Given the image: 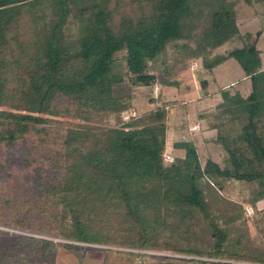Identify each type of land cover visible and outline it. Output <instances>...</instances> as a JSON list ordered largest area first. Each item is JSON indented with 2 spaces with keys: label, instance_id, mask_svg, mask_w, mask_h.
<instances>
[{
  "label": "trees",
  "instance_id": "16d2710c",
  "mask_svg": "<svg viewBox=\"0 0 264 264\" xmlns=\"http://www.w3.org/2000/svg\"><path fill=\"white\" fill-rule=\"evenodd\" d=\"M111 1L0 0V227L10 229L0 228V264H55L59 247L100 250L102 264L261 262L244 249V207L221 193L227 180L256 182L251 201L264 198L261 31L240 32L233 0H129L148 11L118 21ZM232 39L242 45L213 53ZM227 58L251 90L221 88L198 112L214 131L204 140L224 152L222 163H202L192 139L169 147L163 89L199 60L206 96L203 74ZM137 87L155 105L124 119ZM196 216L212 237L206 249L189 243Z\"/></svg>",
  "mask_w": 264,
  "mask_h": 264
},
{
  "label": "rangeland",
  "instance_id": "374dc122",
  "mask_svg": "<svg viewBox=\"0 0 264 264\" xmlns=\"http://www.w3.org/2000/svg\"><path fill=\"white\" fill-rule=\"evenodd\" d=\"M235 3V12L237 25L242 34L249 33L251 39L256 37L258 31H261L256 42L257 48L260 50V58L262 67H264V0H233ZM144 6V5H143ZM114 21H118L119 17L124 13H131L137 16L142 11H148V6L140 8L132 6L129 0H112L110 3ZM242 41L232 39L226 41L221 46L214 50V54H225L229 50L240 47ZM168 60L171 63L173 60L174 48L168 46ZM196 63V67L192 64ZM200 66L199 60H191L189 69L179 74L177 78L180 80V85L177 88L166 87L163 90V98L170 101L169 116L170 123L167 128V142L169 147L173 141L179 138L192 139L196 142L198 153L201 162L203 163L207 157H211L217 162L222 163L224 152L220 145L214 141L207 140L205 137H210L214 134L212 129L206 128L198 119V112L202 109L211 110L220 100L219 89L228 88L230 91H239L242 96H246L250 90V80L245 77L244 71L234 58H227L224 62L215 66L210 72H207L205 77L209 80L207 90H210L208 95L201 96V88L198 79L202 76L197 68ZM135 98L132 102L131 112L141 114L146 110L154 107V103L147 100L144 94V87L133 88ZM157 91V90H154ZM173 103V104H172ZM108 123L113 124L115 120L110 118ZM194 123H199V128L192 130ZM170 153V151H165ZM171 154V153H170ZM172 155V154H171ZM258 189L256 182L227 180L224 182V188L221 191L222 195L230 202L235 201L244 207L243 213L248 221V238L245 242V252L251 256L257 257L261 262H237L239 264H264V198L259 199L256 203H252L251 199ZM218 209L214 207L213 211ZM219 213V212H218ZM1 229L10 230L6 227ZM189 243H194L198 248L206 249L212 242L209 229L203 222L201 217L196 216L192 222ZM53 241H65L54 237L44 236ZM94 247H109L118 249H130L134 251H142L150 254L172 255L181 257L197 256L172 253L171 251L157 250H138L131 248H123L112 245L89 244ZM103 253L100 250H82L75 254L59 247L56 252L55 264H102Z\"/></svg>",
  "mask_w": 264,
  "mask_h": 264
},
{
  "label": "built area",
  "instance_id": "2783aa9c",
  "mask_svg": "<svg viewBox=\"0 0 264 264\" xmlns=\"http://www.w3.org/2000/svg\"><path fill=\"white\" fill-rule=\"evenodd\" d=\"M194 66L196 67L197 65H196V63H193L192 64V67L194 68ZM154 90H157V86H155L154 87ZM154 92H156V91H154ZM134 115V112H131L130 111V113L129 112H123L122 113V117L124 118V119H127L128 118V116L129 115ZM199 128V124L198 123H194L193 125H192V127H191V129L192 130H196V129H198ZM163 157H164V160L166 161V162H171L172 160H173V156L170 154V153H166V152H164L163 153Z\"/></svg>",
  "mask_w": 264,
  "mask_h": 264
},
{
  "label": "crops",
  "instance_id": "0c3cea01",
  "mask_svg": "<svg viewBox=\"0 0 264 264\" xmlns=\"http://www.w3.org/2000/svg\"><path fill=\"white\" fill-rule=\"evenodd\" d=\"M204 77H205V75H204ZM209 86V85H208ZM166 88V87H165ZM171 88V87H170ZM164 90V89H163ZM208 91H210V90H208ZM164 93V92H163ZM210 94V93H209ZM208 95V94H207ZM199 124V123H198Z\"/></svg>",
  "mask_w": 264,
  "mask_h": 264
}]
</instances>
